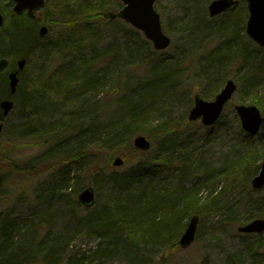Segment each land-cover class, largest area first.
Returning <instances> with one entry per match:
<instances>
[{"label":"trees","instance_id":"1","mask_svg":"<svg viewBox=\"0 0 264 264\" xmlns=\"http://www.w3.org/2000/svg\"><path fill=\"white\" fill-rule=\"evenodd\" d=\"M200 1L206 3L210 0ZM95 5L97 9L94 11H91V7L88 6L84 17L100 20L104 14L103 9L110 11L105 5V0H96ZM114 7L115 11L122 6L119 1H115ZM12 16L14 18L8 33L7 46L10 48L12 44L21 42V50L16 49L14 45V51L15 54L20 53V57L26 61L31 52L37 50L34 49L35 46L37 47L36 44L39 45L41 42L37 37V31L35 33L36 27L30 23V18L27 15ZM203 16L204 14L201 12L200 21L202 23ZM81 20L85 21L86 19L79 18L77 20L73 12L64 11L55 19L48 15L43 24L47 25L51 31L53 25L64 28L80 23ZM195 20H199H197V13ZM109 21L113 22L114 20ZM115 22L121 23L119 20H115ZM230 22L233 25L236 22L235 18ZM237 30L233 31L237 32ZM236 32L232 37L235 38ZM71 34L74 32L71 31ZM231 38L229 37L230 41ZM5 41L3 39L2 43ZM227 42L228 40L224 43L229 49ZM82 43V39L77 38L71 43L65 42L62 45L59 37L58 41L50 39L45 43L44 48L48 50L43 53L44 57L51 53L49 50H56L51 61L47 63L48 68L43 66L35 71L31 84L27 82L28 91L23 94L20 92L22 88V86L19 87L22 82L20 79L14 93V96L22 95V98L18 100V107L22 105V111L27 113L25 117L27 115L31 117L22 119L23 123L16 129L9 127L4 122L1 133L7 136L9 144L12 139L17 142L18 140L25 141L29 137L32 141H38L35 143L38 146L43 144L47 146L46 158L43 160H36V158L28 162L29 167L28 165L21 167L17 162L9 164L6 175L11 178L19 170L23 174L19 176L22 177L20 179L31 180L38 176V173L49 172L53 167H59L57 171L59 182L55 181L45 190L38 189L30 206L34 207L37 203H42L50 208L53 203H57L65 207L66 204H71V199L78 205L75 197L87 186H92L96 191L98 204L93 209H84V212L80 207L76 210L75 215L69 209H64L66 214L64 216L67 217L72 227L68 228V231H64L63 235H56L53 232V219L47 216L39 218L37 222L32 220V224L26 226L29 227L27 229L21 228L20 218L11 217L8 212L0 213V264H84L85 255H88L86 257L88 262L96 261L99 264L115 262L152 264L153 247H162L161 260H165L166 252L172 250V254L178 249L177 240L185 228V219L191 211L198 215L204 212L220 211L223 215H227L230 224L237 223L235 213H233L234 206L232 203L229 205L225 202L222 191L218 192L217 196H209L206 200L201 201L199 190L183 188L181 177L190 172L191 166L186 162H189L187 156L181 162V177L176 181L172 190H158V185H154L160 184L165 179L158 177L159 170L155 171L157 168L155 164H162L163 167L171 168L174 172L171 160L161 159V156L172 152L176 145L174 132L180 123H175L177 119L172 116V104L174 98L178 95L182 96L183 93H180L183 88L180 85L183 70L178 66L179 62L175 66L168 65L164 61L153 59L152 56H156V52H150L144 57L150 61L151 65L144 73L145 75L133 74L140 79L142 86H148L152 91L145 98L155 97L150 102L153 105L155 101L158 104L157 109L164 113L163 116L166 120L156 121L150 115L153 113L151 107L144 106L143 103L141 105L138 98L130 97L135 94L134 91L124 90L122 94H119V87H113L116 80L132 73L130 67L121 63L118 53L120 50L115 45H109L103 47L101 52H91L89 56H85L84 50L80 51L83 49ZM145 45L149 47L148 42ZM61 46L64 49L59 53ZM125 49L127 52L133 51L127 49L126 46ZM71 50L74 56L66 62L63 54ZM228 52L225 55H220L218 48L217 51L212 52L208 63L212 69L208 67V70L204 71L200 77L203 88L210 93H216L215 84L218 83L219 87L224 81L220 76L221 72L224 67H229L232 64L230 59H226L227 56L229 57ZM207 57L208 55L205 58ZM56 62L58 64L55 66ZM143 62L144 60H141V63ZM1 84L5 87L6 80ZM105 85L113 87L111 93L114 96L117 95L115 101L105 95L100 96L99 89ZM134 99L137 104H132ZM187 102L184 116L190 108V97ZM260 102L255 99L252 104L257 105ZM42 106L47 108L45 112L38 109ZM97 115H104L109 120H114L117 125L110 127L88 123L91 118L93 121ZM184 123L188 124L189 122L185 120ZM119 128L125 129L129 136L145 135L152 141L151 149L146 153L131 149V140L126 138L124 142V133L116 134ZM37 130H44L45 137L35 136ZM245 137L251 138L246 134ZM262 138V136L259 137V139ZM22 144L25 143H15L9 147H20ZM125 146L130 148L133 156L138 159L124 169L111 168L112 159L122 154L121 150L125 149ZM0 148H2L1 144ZM152 149L158 151L155 152ZM3 156L4 154L0 159ZM250 156L248 155V157ZM121 157L124 162L129 160L127 155L123 154ZM244 158L246 159L244 160ZM236 159L234 166H237L238 169H240L238 163H241V160L243 162L249 160L247 157L239 156ZM9 161L11 162L10 158ZM71 165H75L74 171H70ZM220 170L227 173L226 163L222 164ZM251 174L252 172L247 171L244 174L245 180L250 178ZM204 175V179L208 181L210 175L206 171H204ZM232 179L234 180L233 176ZM140 185L141 187H139ZM102 187L110 188V194L104 202H99ZM60 188L64 191L68 190L70 193H55ZM173 190L175 192H172ZM224 204L226 207H223ZM243 210L248 214L250 220L264 218V188L257 192H249L245 197ZM23 229L27 230L23 232ZM76 234L85 238L90 236L97 238L94 249L82 255H73L76 252L70 248V244L73 240L71 238ZM254 250L256 255L260 254L257 247H254ZM226 264L244 263L239 259L233 261L229 259Z\"/></svg>","mask_w":264,"mask_h":264},{"label":"rangeland","instance_id":"2","mask_svg":"<svg viewBox=\"0 0 264 264\" xmlns=\"http://www.w3.org/2000/svg\"><path fill=\"white\" fill-rule=\"evenodd\" d=\"M95 1L47 0L44 8L34 12V16L30 17V23L36 28L41 23L43 24L48 15H50V18L55 19L57 15L64 11L69 13L73 12L77 20L79 18H85L86 20H81L80 23L71 24L64 28L53 25L51 31L48 29L49 35L43 39H39V42H41L39 45L36 44L37 47H40L39 50L37 49L38 51L31 52L30 57L27 58L21 69L22 72L17 75L18 81L20 79L22 80L19 84V87L22 86L21 90L19 89L20 92L23 94V92L28 91L27 81L31 84L36 70L38 71L43 66L48 68L47 63L51 61L56 50H49L51 53L44 57L43 53L48 50L44 46L50 39L58 41V37L62 41L67 40L66 43H71L77 40V38H81L83 41L82 44H85L84 48L80 49V51L84 50L83 54L89 52V49H86L87 47L97 46L98 48H103L109 45H115L119 50L126 51V46L127 49L133 51H128L131 54L130 56L122 54L120 56L121 63L130 67L132 70L131 74L134 75L142 76L148 71L151 65L144 56L148 53L150 54V52H156V56H152L153 59H159L168 65L175 66L179 62L178 66L183 70L181 76L182 81L180 82L183 88L180 93H183L182 96L178 95L179 97H175L172 104V116L178 120V122L175 120V123H180L174 132V135H176V145L172 152L161 156V159L168 158L171 160L174 172L171 168L163 167L164 165L162 164H155L157 166L155 171L159 170L157 172L158 177H164L165 179L160 184L154 185H158V190H172L176 181L181 177V162L187 156L189 162H186L188 164L190 163L191 166L190 172L183 178V188L199 190V198L201 201L206 200L209 196H217L218 192L222 191L225 202L229 205L232 203L234 206L233 213H235L237 223L230 224L227 215H223L220 211L212 213L204 212L198 215L200 221L198 223L197 238L190 246L185 249L178 247L172 254V250L166 252L165 260H161L160 258L162 247H153V259L151 262L152 264H226L229 259L231 261L239 259L244 264H264V233L259 235L252 234L250 236L237 231V228L241 224L250 220L247 216L248 214L243 210V206L236 203L240 198L238 195L243 194L248 189L250 190V179L258 173L260 164L264 161V47L258 46L245 32L246 22L249 16L246 2L239 0L237 6L216 17L210 18L206 10L208 2L202 4V9L199 8V11L195 9L197 6L194 7V10L187 6L188 4L195 3L194 1L196 0H193L192 3L182 0H157L154 8L160 16L162 30L169 37L170 44L164 50L154 51L151 44L146 41L140 31L122 21L121 23H117L115 20L111 22L103 17L100 20H92L91 18L87 19L84 17L87 13L88 6L91 7V11L97 9ZM115 1L119 0H105L106 6L110 11H116H114ZM106 10L103 9L104 12H107ZM201 12L204 14L202 18L203 23L200 21ZM196 13L197 20L199 19L198 21L195 20ZM233 18H236V22L231 25L230 20ZM11 19L12 13L9 11L4 16V24L0 28V58H5L8 61V66L0 71V98L3 99L2 97H4L13 101L12 109L9 110L6 116H2L5 117L4 122L9 127L16 129L23 123L22 119H30L31 116L27 115L25 117L27 113L22 111V105L18 107V100L22 98V95L18 94L14 96V94L10 93L8 86L9 79L7 81L6 78V72L9 69L17 68L15 61L21 55L20 53L17 54L18 57L14 59L7 46L9 42L8 33L10 32V27H12ZM22 20L27 21L25 19ZM234 27L236 29H233ZM219 29L226 31L227 34L220 33ZM233 30H237V32L235 31L236 36L234 35L235 38L232 37L233 33H235ZM71 31L74 34H71ZM217 34L218 38H216ZM229 37H232L231 41ZM3 39L6 40L5 43H2ZM227 40L228 42L226 44H228L229 49H227V45L224 43ZM146 42L149 43V47L145 45ZM14 45L16 49L21 50V42L14 43ZM14 45L12 44L10 49L14 50ZM239 46H241L243 53ZM217 48L220 55H225L229 50H235V52L229 57H226V59H230L232 64L229 67H224L220 74L224 81L219 87L218 83L215 84L216 93L214 94L203 88L200 83V77L204 71L208 70V67L212 69L208 63L212 57L210 55L212 52L217 51ZM194 51L195 53L199 52V55L194 54ZM206 55H208L207 58H205ZM72 56H74L72 50L63 54L66 62L72 59ZM141 60H144V62L141 63ZM57 64L58 62L55 63V66ZM14 73L16 74L13 71L12 74ZM229 79L235 83L236 91L231 101L225 105L220 120L208 127L202 125L200 120L185 124L184 121L187 120V114L185 113L186 115L184 116V108L188 104V98H191L194 93H197L203 100L212 101L218 91L224 86V82ZM5 80L6 86L4 87L1 83ZM255 99L261 101L255 106L260 111L263 123L258 135L246 138L245 133L241 130L240 122L233 106L239 103L253 105L252 101ZM191 106L192 101L190 102ZM38 109L43 112L47 110L43 106ZM150 115L156 121L166 120L163 113L159 111H155ZM156 121L154 123H157ZM260 136L263 138L259 139ZM36 142L38 141H32L27 137L25 141L18 140L16 142L12 139L10 141L11 144H9L7 136L4 133L0 134V144L2 147L0 148V157L4 154L3 158L0 159L1 214L8 212L11 217L21 218L23 213L31 207L30 203L33 201L36 191L38 189L45 190L48 185H52V183L58 180V166L53 167L49 172L38 173V176L26 181L20 179L22 177L19 176L23 174L19 170L12 175V178L6 175L9 164L17 162L21 167L24 165H26L25 167L27 165L29 167L28 162L36 158V160L46 158L47 146L45 144L38 146L35 144ZM15 143L25 144L15 148L9 147L15 145ZM125 147V149L121 150L122 154L119 156L121 157L123 154L127 155L129 160L119 167V169L128 167L138 159V157L133 156L130 148ZM152 151L157 152L158 150L152 149ZM248 155L251 156L248 157ZM237 156L249 158L248 162L241 160V163H238L240 169L234 166ZM8 157L11 159V162ZM223 163H226L227 173L220 170ZM111 168L114 167L111 166ZM204 171L210 175L209 182L204 179ZM247 171L252 172V174L250 178L245 180L244 174ZM57 191L70 193L64 190ZM172 192H175V190ZM94 193L96 195L95 190ZM109 194L110 188L102 187L100 201L104 202V200L108 199ZM223 207H226V205L224 204ZM192 214H194L193 211L188 214V217ZM27 221V223H20L21 228H27V225L32 224L30 218ZM70 227H72V224L66 216H59L53 219L52 229L56 235L65 234L64 231H68ZM27 229H23V232ZM71 239L73 240L70 248L76 252L73 255L87 253L91 249H94L97 242V238L93 236L85 238L77 234ZM254 247L258 248L259 255H256ZM84 257V264H99L96 261L88 262L86 258L88 255ZM113 264L126 263L115 262Z\"/></svg>","mask_w":264,"mask_h":264},{"label":"water","instance_id":"3","mask_svg":"<svg viewBox=\"0 0 264 264\" xmlns=\"http://www.w3.org/2000/svg\"><path fill=\"white\" fill-rule=\"evenodd\" d=\"M13 13L20 15L27 10L28 16H32L35 10L43 7L44 0H13ZM123 7L117 12L108 11L104 14L106 19H120L131 27L140 31L144 37L152 44L155 50H164L169 45L170 39L163 32L160 22V16L154 9L157 0H120ZM249 12L246 22L245 32L260 47H264V0H245ZM234 0H212L208 5L210 17H214L231 6L236 4ZM3 25V17L0 14V28ZM48 32L45 25L39 27L37 33L39 37H43ZM7 65L5 59H0V70ZM24 66V61L17 63L19 70ZM17 73L9 74V85L11 92L15 91L18 83ZM236 86L232 80L225 82L222 89L217 93L212 101L203 100L199 94L193 96V106L188 112L187 119L189 121L200 120L204 126L214 124L220 117L224 105L232 98ZM13 107V102L8 99L0 100V109L3 116H6ZM235 111L239 117L241 128L248 134H256L262 124V118L259 110L254 105H236ZM2 126L0 125V131ZM134 145L146 151L149 149V143L142 136L134 138ZM123 161L120 157H116L113 166L122 165ZM251 186L254 190L264 186V162L260 165L259 173L251 180ZM78 201L86 206L91 207L95 201L94 191L91 187L82 190L77 195ZM199 222L198 215L191 216L184 231L179 237L178 244L181 248L188 247L195 239L197 225ZM240 233H262L264 231V219H256L246 223L238 228Z\"/></svg>","mask_w":264,"mask_h":264},{"label":"bare ground","instance_id":"4","mask_svg":"<svg viewBox=\"0 0 264 264\" xmlns=\"http://www.w3.org/2000/svg\"><path fill=\"white\" fill-rule=\"evenodd\" d=\"M195 3H193V4H188V3H192V1H189L187 4V6H188V8H190V9H193L194 10V7L195 6H197V8H195L196 10H199V8H201L202 9V4H204V2H202V1H200V0H198L197 2L196 1H194ZM105 5H106V2H105ZM198 6H200V7H198ZM200 11V10H199ZM204 17V16H203ZM13 18H14V16H12V19H11V21L13 20ZM236 19V18H235ZM114 20H116V19H114ZM42 24V23H41ZM41 24L40 25H38V27L36 28V31L39 29V27L41 26ZM219 32L220 33H222L223 32V34H227L226 33V31H222V29H219ZM38 34V33H37ZM222 34V35H223ZM218 35V34H217ZM38 37V36H37ZM38 39H39V37H38ZM60 41H61V44L62 45H64V43L65 42H67V40H65V41H62L61 40V38H60ZM84 46H85V44L83 45V48H84ZM86 46H89V45H86ZM39 47H34V49H38ZM239 48H241V46H239ZM10 51H11V56L14 58V59H16L17 57H18V55L17 54H15V51L14 50H12V49H10V48H8ZM64 49V47L63 46H61V47H59V53H61L62 52V50ZM86 49H89V52L88 53H84V55L85 56H89L90 55V53L91 52H101L102 51V48H98L97 46L96 47H87ZM117 49H119V48H117ZM241 50V52L243 53V50H242V48L240 49ZM13 51H14V54H13ZM239 51V50H238ZM235 52V50H229V56L230 55H232V53H234ZM118 53H119V55L121 56L122 54H127V55H131V54H129L127 51H125V50H120V51H118ZM194 54H198L199 55V52H197V53H195V51H194ZM52 57V56H51ZM145 57V56H144ZM149 61V60H148ZM150 62V61H149ZM148 62V63H149ZM15 66H17V60L15 61ZM14 69H15V67H14ZM77 69V68H76ZM28 82V81H27ZM28 83H30V82H28ZM142 82L140 81V79L139 78H137V77H135V76H133V74H128V75H126V76H122V78L121 79H119V80H116V84H114V88H117V87H119V89H120V92H119V94H122L123 92H124V90H126L127 92H132V91H134V93L135 94H133V95H131L130 97L131 98H138L139 100H140V102H141V105H142V103H143V105L144 106H147V107H151V109H153V112H155V111H159V112H161V113H163V111L162 110H158L157 109V107H158V104H156V102L154 101L153 102V105H152V102H150L152 99H155V97H148V98H145L148 94H150L152 91L150 90V88L148 87V86H146V87H144V86H142V84H141ZM141 84V85H140ZM113 87H108V86H101L100 87V89H99V93H100V96L101 95H105V96H107V98H110V99H112V101H115L116 100V98H117V95H112V93H111V90H113ZM118 94V95H119ZM132 104H137L136 103V101H135V99L134 100H132ZM153 106V107H152ZM262 108V107H261ZM168 113V112H167ZM164 114V113H163ZM4 119H5V117H3L2 116V112H1V116H0V125L3 127V124H4ZM88 123H97V124H101V125H108V126H110V127H114L115 125H117L116 124V122L113 120V121H111V120H109L106 116H104V115H97V116H95L94 118H93V121H92V118L88 121ZM124 133V136H125V138H127V139H130L131 140V149H134L135 151H138V152H140V153H146V152H148L150 149H151V147H152V141L151 140H149L145 135H143V134H137V135H133V136H129L128 134H127V131L125 130V129H121V128H119L118 129V131L116 132V134H123ZM129 133V132H128ZM45 134H46V132L44 131V130H37L36 132H35V136H37V137H45ZM137 136H142V137H144L145 139H146V141L149 143V149L148 150H146V151H143V150H141V149H139V148H137L135 145H134V138L135 137H137ZM116 139V138H115ZM174 149V148H173ZM74 166L75 165H71V168H70V171H74ZM66 170V169H65ZM188 175V173H186L185 175H183L182 177H181V182L183 183V178H185L186 176ZM58 182H59V180H58ZM184 185V184H183ZM264 188V187H263ZM263 188H260V189H256V190H254L253 188H252V186H251V184H250V190L251 191H253V192H257V191H260L261 189H263ZM60 191H62V188H60L59 189ZM249 189L246 191V192H244L243 194L241 193L240 195H238V196H240V198L237 200V204H241V206H243V203H244V201H245V197L249 194V192H251ZM66 191H68V190H66ZM55 193H58V191H56ZM71 198V197H70ZM76 198V201H77V203H79L78 205L76 204V203H74V201H73V199H71L70 200V202H71V204L70 205H67L66 204V206L65 207H63L62 205H60V204H57V203H53L51 206H50V208H47V206H45L44 204H42V203H40L39 205L37 204V205H35L34 207H30V208H28L24 213H23V215H22V217L20 218V221L22 222V223H27L28 221H27V219L28 218H30V222L33 220V221H35V222H37L38 221V219L39 218H41V217H43V216H47V217H49L50 219H56V218H58L59 216H64V215H66L65 214V211H64V209H69L70 211H72V214L73 215H75V213H76V210L78 209V208H82L83 209V211L82 212H84V209H87V210H89V209H93V208H95L96 206H97V204H98V201H96V203L93 205V206H91V207H86V206H84V205H82L79 201H78V198L77 197H75ZM99 202H101L100 200H99ZM49 207V206H48ZM47 208V209H46ZM46 209V210H45ZM33 212H34V214H33ZM32 218H34V219H32ZM188 219H189V217L186 219V222L188 221ZM256 219H258V218H253L252 219V221H255ZM21 233H23V232H21ZM181 248V247H180ZM187 248V247H186ZM181 249H185V248H181Z\"/></svg>","mask_w":264,"mask_h":264},{"label":"flooded vegetation","instance_id":"5","mask_svg":"<svg viewBox=\"0 0 264 264\" xmlns=\"http://www.w3.org/2000/svg\"><path fill=\"white\" fill-rule=\"evenodd\" d=\"M44 1L46 2L47 0H44ZM12 7H13V1H12V0H0V13L2 14L3 17H4L9 11H12ZM23 14L27 15L26 12H23L21 15H23ZM0 59H2V58H0ZM20 59H22V58L19 57V58L17 59V61L20 60ZM7 66H8V64H7ZM7 66H6V67H7ZM6 67H5V68H6ZM15 69H16V68H15ZM15 69H9V70L6 72V78L8 77V75H9L11 72L15 71Z\"/></svg>","mask_w":264,"mask_h":264}]
</instances>
